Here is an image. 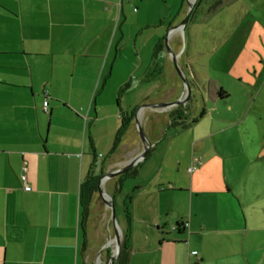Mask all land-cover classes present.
<instances>
[{
    "label": "crops",
    "instance_id": "0c3cea01",
    "mask_svg": "<svg viewBox=\"0 0 264 264\" xmlns=\"http://www.w3.org/2000/svg\"><path fill=\"white\" fill-rule=\"evenodd\" d=\"M130 1L0 0V264H94L91 251L95 246L89 238L93 194L82 205L80 185L91 169L94 174L113 170L142 149L140 139L131 140L119 159L112 160L126 146L121 145L123 135L137 130L133 116L141 104L147 105L139 109L137 119L151 147L133 171L140 184L130 211L124 201L128 213L120 237L124 264H264V170L249 168L264 160V154L244 157L246 168L239 169L216 141L205 153L204 140L236 122L224 118L222 112L229 94L211 79L199 77L189 54L183 59L178 50L180 30L172 32L168 42L172 48L176 43L174 53L181 52L177 60L187 62L182 69L194 99L169 108L148 105L182 94L170 54L165 47L155 51L163 37L159 36L151 60L160 58L161 62L146 71L144 80L168 73L156 87L140 93L136 108L113 114L117 129L120 114L130 116L128 125L108 160L95 166L98 140L89 123L104 117V96L98 87L119 57V44L113 42L117 30L121 31L123 3ZM179 1L176 11L166 15L172 19L169 26L185 15ZM162 19L158 26L163 25ZM60 76L65 95L56 89ZM196 86L203 87L201 103L195 100ZM61 108L63 120L51 129V116ZM178 115L183 125L171 122ZM207 119V128H215L204 129V134L191 139V153H199L200 163L180 182L178 174L188 172L180 147L172 154L169 149L176 139L169 145L164 142ZM218 121L226 122L225 126H217ZM170 128L175 131L168 135ZM52 134L57 137L52 139ZM187 154L186 160L195 159L194 154ZM21 174L29 190L23 188ZM106 208L99 212L98 226L91 228L95 240L110 239ZM102 263L96 256L95 264Z\"/></svg>",
    "mask_w": 264,
    "mask_h": 264
},
{
    "label": "rangeland",
    "instance_id": "374dc122",
    "mask_svg": "<svg viewBox=\"0 0 264 264\" xmlns=\"http://www.w3.org/2000/svg\"><path fill=\"white\" fill-rule=\"evenodd\" d=\"M181 1L184 7L186 1ZM179 3V0H143L141 4L138 0H132L123 3L124 11L119 22L121 31L117 30V37L113 42L119 44V57L113 64L110 75L107 76L104 83L101 81L98 87V91H102L101 95L104 96L102 97L104 117L99 118L91 125L89 123L90 132L98 140L95 145V166H100V163L104 159L108 160L110 156L114 135L119 125L117 119L113 118L115 117L113 114L118 115L119 112L136 108L139 104L140 93L156 87L168 73L166 71L160 79H149L150 81L147 82L144 80L146 71L149 68L152 70V66L161 62L160 58L152 61L151 52L159 36H163L164 39L167 28L173 26H169L172 19L170 15H166L169 11L174 13ZM162 17L163 25L158 26ZM170 20L171 22L168 23ZM178 41L180 42L178 50H182L183 59L185 60L188 54L192 57L197 75L203 80L211 79L217 87H222L229 94L222 112L224 118L236 122L232 127L212 133L210 137L206 138L204 140L206 142L205 153H209L211 142L216 141L224 155L231 156L236 160L239 169H245L244 157L264 154V0H200L199 6L190 14L184 34L180 35ZM163 45L165 47L164 41ZM171 49L172 51L177 50L176 43ZM183 59L176 60L177 64L182 66L181 68H185L187 64ZM169 63L173 66L172 62ZM169 66H167L168 71L170 70ZM58 83L59 85L57 84L56 87L58 94L65 95L64 89L60 87L64 85L61 76ZM82 84L84 82L74 83L75 86ZM202 91V86H196L198 103H201ZM75 109L79 111L78 106ZM63 111L64 109L61 108L51 116L49 126L51 129L53 125H59L63 120ZM218 119L220 118L218 117ZM225 123L218 121L217 126H225ZM207 125L208 119L202 120L194 130H181L178 135L171 136L174 137L172 140L164 142L169 145L176 139L169 149V153L172 154H175L177 146L178 149L180 147L182 165L185 164L184 171L186 169L188 171L178 174L180 182L184 183L185 174L188 175L189 172L192 173L197 168L196 163L198 159L200 160L199 153H191V139L201 136L206 129L215 128H207ZM169 131L168 135L175 130L170 128ZM54 135H51L52 139L57 137ZM131 140H139L137 130L127 131L123 135L121 145L126 146H122L112 160L119 159L120 153L128 148ZM85 143L91 158L92 153L87 134ZM195 146L197 150L198 144L196 143ZM188 151L189 155L194 154L195 159L186 160ZM137 163L109 181L106 180L107 182L105 181L106 183L103 184L104 188L112 195L116 225L120 231L127 224L124 201L127 202L130 211L131 205L136 199V190L139 188V177L133 172ZM192 164L195 168L190 171L188 168L192 167ZM249 168L263 171L264 160L250 164ZM117 181H121L120 184ZM114 183L116 190L113 189ZM118 185L121 186V190H118ZM91 200L89 238L90 245L95 246L91 251L95 264L96 256L104 262L113 253L112 247H104L106 239L96 237L95 240L92 235L93 228L98 226L97 221L101 220L99 212L105 205L97 192L93 193ZM106 209V221L111 225L110 212L108 208ZM82 212L87 215V211L82 210ZM110 227L109 238L113 235L112 225ZM105 233L107 234V229ZM113 264H118V261L115 260Z\"/></svg>",
    "mask_w": 264,
    "mask_h": 264
},
{
    "label": "water",
    "instance_id": "95a60500",
    "mask_svg": "<svg viewBox=\"0 0 264 264\" xmlns=\"http://www.w3.org/2000/svg\"><path fill=\"white\" fill-rule=\"evenodd\" d=\"M185 1H186L185 2L186 15L176 25L170 27L167 30V32L164 35V39H163L164 44H165V49L171 56V62L174 66L173 68L175 70V73L177 74V76L182 82V94L178 98L176 99L173 98V100H170V101L154 102V103L148 104L153 108H169L172 106L174 107V106H179V105H186L187 103L190 102V100H193L192 98H194L195 96L194 94L191 93L192 86L190 85L189 80L187 78V73L183 71V69L177 64V61H176L178 56H180L181 52L174 53L171 47L169 46V42H168V37L170 34H172V32L180 30L182 35L184 34L185 25L189 19V16L192 12V9L194 7L196 0H185ZM145 105L147 104H141L136 109L134 116H133L137 131H138V136L142 144V149L136 155L130 158L127 162L121 164L120 166H118L117 168L113 170L102 173L97 179V183H95L97 194L99 195L104 205L108 208V211L110 212V219H111L112 232H113L112 237L105 242L104 247L110 248L113 244L116 247V252L114 253V255L113 254L110 255L102 264H113L115 260H118L121 254V238H120L121 231L119 230L118 225H116L117 223H116L115 213H114L115 210L113 208L112 195L104 188L103 184L105 183L106 180L123 173L134 163L144 159L149 148L151 147V143L147 139L146 134L144 133L141 127V124L139 123L137 119L139 115V109Z\"/></svg>",
    "mask_w": 264,
    "mask_h": 264
},
{
    "label": "trees",
    "instance_id": "16d2710c",
    "mask_svg": "<svg viewBox=\"0 0 264 264\" xmlns=\"http://www.w3.org/2000/svg\"><path fill=\"white\" fill-rule=\"evenodd\" d=\"M194 10H195V8L191 12V14L194 12ZM163 48H164L163 37H161V40H159L155 45V51L159 50V49H163ZM119 116H120V126L116 130L112 150H114L116 148L117 144L119 143V140L124 133L123 131H125V129L128 125L129 117H130V116L125 117L121 114ZM171 122L173 123V125H183L180 123L179 119L173 118V119H171ZM98 177L99 176L97 174H94L93 169H91L89 176L80 185V200H81L82 205L86 206L90 201V196L96 191V184L95 183H97ZM125 209H127V208L125 207ZM125 211H126V216L128 217L127 210H125ZM123 245H124L123 242H121V254L117 260L118 264H124L125 263V259H126L125 254L126 253H125Z\"/></svg>",
    "mask_w": 264,
    "mask_h": 264
},
{
    "label": "built area",
    "instance_id": "2783aa9c",
    "mask_svg": "<svg viewBox=\"0 0 264 264\" xmlns=\"http://www.w3.org/2000/svg\"><path fill=\"white\" fill-rule=\"evenodd\" d=\"M42 102H43L44 109H46L45 107H46V105H47V100L42 101ZM197 163L199 164L200 161H197ZM197 163H196V164H197ZM194 168H195V166H194V164H192V167H189L188 170L192 171ZM22 169H23V171H24V170H25V167L23 166ZM21 180L24 181V183H25V175H24V174H21ZM23 188H24L25 190H29V189H30V187H29L26 183L24 184ZM192 253L195 254L196 251H193Z\"/></svg>",
    "mask_w": 264,
    "mask_h": 264
},
{
    "label": "flooded vegetation",
    "instance_id": "af4514ba",
    "mask_svg": "<svg viewBox=\"0 0 264 264\" xmlns=\"http://www.w3.org/2000/svg\"><path fill=\"white\" fill-rule=\"evenodd\" d=\"M199 4H200V0H196L193 9L196 8L197 6H199ZM193 9H192V11H193ZM185 11H186V8H185ZM185 13H186V12H185ZM189 17H190V16H189ZM187 22H188V21H187ZM179 118H181V115H178V118H177V119H179ZM102 173H103V172H100V171H99V172L97 173V175L100 176ZM98 178H99V177H98Z\"/></svg>",
    "mask_w": 264,
    "mask_h": 264
},
{
    "label": "bare ground",
    "instance_id": "6f19581e",
    "mask_svg": "<svg viewBox=\"0 0 264 264\" xmlns=\"http://www.w3.org/2000/svg\"><path fill=\"white\" fill-rule=\"evenodd\" d=\"M111 243H112V242H111ZM112 246H113V248H112V253H113V255H114V253L116 252V247H115L114 244H113Z\"/></svg>",
    "mask_w": 264,
    "mask_h": 264
}]
</instances>
